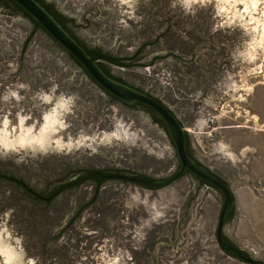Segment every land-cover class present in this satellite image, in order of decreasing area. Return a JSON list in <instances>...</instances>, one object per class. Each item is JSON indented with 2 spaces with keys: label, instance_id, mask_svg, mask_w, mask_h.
Wrapping results in <instances>:
<instances>
[{
  "label": "rangeland",
  "instance_id": "1",
  "mask_svg": "<svg viewBox=\"0 0 264 264\" xmlns=\"http://www.w3.org/2000/svg\"><path fill=\"white\" fill-rule=\"evenodd\" d=\"M47 1L75 20V33L89 47L110 55H133L155 40L156 26L147 39L139 32L142 23L162 17L184 40L205 25L209 41L225 46L195 50L198 77L178 72L187 66L168 56L163 39L144 49L150 55L137 65L109 71L196 131L193 138L187 133L194 157L235 198L225 237L264 261V0ZM34 28L25 17L0 13V242L21 264H243L216 244L220 193L189 176L161 190L107 182L102 192L119 204H110L118 206L102 225L89 224L98 217L83 210L80 221L62 229L91 196L89 183L51 205L24 196L13 178L47 194L84 170L157 180L178 169L152 114L110 101ZM49 116L57 120L41 146L34 139L45 133ZM0 264L12 263L0 253Z\"/></svg>",
  "mask_w": 264,
  "mask_h": 264
},
{
  "label": "water",
  "instance_id": "2",
  "mask_svg": "<svg viewBox=\"0 0 264 264\" xmlns=\"http://www.w3.org/2000/svg\"><path fill=\"white\" fill-rule=\"evenodd\" d=\"M11 1L19 6L23 13L35 21L41 30L50 36L53 41L69 53L70 56L79 63L87 76L104 91L103 93L114 97L126 106L139 104L153 111L156 116L160 118L165 127L166 134L168 135L169 141L174 148L175 156L178 162V169L175 172L157 180L138 177L137 174L131 173H104L102 171H94L86 175L84 174L82 177L74 181L64 183L50 197L41 196L29 188L28 191L34 197L38 198V200H43H39L38 202H44L46 200L51 201L66 188L68 189L85 183L94 176H99L103 180H119L149 189L161 190L169 187L170 185L172 186L183 177L185 172H189L192 177L217 189L222 197V206L219 210L218 222L215 228L216 244L219 250L228 256L238 259L239 262L243 264H264V261L257 260L255 257L240 249L225 237V225L229 222H233L234 220V208L236 204L235 198L233 192L231 191L232 189L225 183L224 179L211 173L207 167L198 163L189 155L190 153L187 150V133L189 132L191 138H193L195 137L196 131H190V129L185 130L172 111H170L163 104L159 103L156 98L106 75L99 67V60L91 58L86 50L83 49L73 37H71L61 24L58 23L54 17L37 2V0ZM0 13H4L1 7ZM131 108L132 110L147 112L139 107ZM159 128L161 127L158 126V137L164 138L165 134H159ZM209 191H214V189H210Z\"/></svg>",
  "mask_w": 264,
  "mask_h": 264
},
{
  "label": "trees",
  "instance_id": "3",
  "mask_svg": "<svg viewBox=\"0 0 264 264\" xmlns=\"http://www.w3.org/2000/svg\"><path fill=\"white\" fill-rule=\"evenodd\" d=\"M37 2L40 5H42L47 10V12L50 13L54 17V19L58 23L61 24V26L71 35V37H73L82 46V48L86 50V52L88 53V55L91 58L99 60V62H98L99 67L105 72L106 75L110 76L111 78H113L115 80L121 81L123 84H126V82L123 81L122 78L112 75L109 71V68L113 66V67H119L122 69H129L132 66L137 65L136 64L137 62H140L141 59L143 60L144 58H147L150 55V54H147V56L143 55V50L147 49V47L153 46L156 43L159 44L161 39H163V41H164V45H165L164 48H165V50L168 51V56H172V58L175 60L176 63H178V62L183 63L184 65L187 66V67H185L184 70L182 68L178 67L177 68L178 72H180L182 74L185 73V75H188V74L190 75L191 73L194 74V72L197 71L196 77H198L199 74H201L202 70L195 66V64H196V54H195L196 51L195 50H197L199 48H205L206 47L209 49V52L213 48L222 51L225 47L223 44H219L218 42H210L209 41V37H208L209 36L208 35L209 29L205 28V25L202 26L200 33H193L196 31V28H192L193 32H190L188 34V39L184 40V38L180 37L177 34L178 30L176 28V24L171 23V21H170L171 18L170 17H162L161 19H158V18L154 19L153 18L151 23H146V22H145L146 24L142 23V29L143 30L139 32L142 39H147L149 37V35H148L149 31H151L153 29L152 26H156L158 29H160V32L159 33L157 32L155 34L156 35L155 40L153 39L151 41L148 40L149 42H144L142 47L138 48L137 51L133 55H130L127 57L114 56V55H110V54L105 53L104 51L100 50L99 48H91L88 46V44L86 42H83V40L81 41L79 38L75 37L74 36L75 30L80 29V26L76 24L75 20L59 13V11L56 9V7L54 6L53 3L45 2L43 0H37ZM0 7L2 8V11L7 13V15H9V16L19 15V17H25L28 20H30L35 27L34 32L42 33L53 44V47L57 48L62 53L66 54L69 57L70 62H72L73 65L77 66L79 69H81L85 73V71L81 68L79 63L73 57H71L69 53H67L63 48H61V46L59 44H57L55 41H53V39L50 36H48L45 32H43L41 30V28L36 24L35 21H33L25 13H23L22 10L19 8V6H17L11 0H0ZM32 37H33V34L31 36L27 37L28 41L25 43V46L23 47V50H22L23 52L26 50V48L29 45ZM174 48L179 50L181 55H183V56H179V55L175 56V54H173L171 52V50ZM187 56H188V58H186ZM155 60H156V58L154 59V62L150 61L145 65H142V66L139 65V66L140 67L153 66L155 63ZM176 66H178V65H176ZM204 70H209V68L206 66V67H204ZM91 83H93L96 87H98L94 83V81L91 80ZM136 89H138V88H136ZM139 91H141V90H139ZM141 92H143V91H141ZM146 94L150 95L149 93H146ZM106 95L111 99L110 101L117 102V103L121 104L122 106H125V107L139 106L140 108H142L145 111L152 114L154 117L153 119H154L155 123L165 130V127H164L162 121L160 120V118L158 116H156V114L153 111H151L150 109L145 108L139 104L126 106V105L122 104L120 101H118L117 99H115L114 97H112L108 94H106ZM156 100L159 103H161L160 100H158V99H156ZM187 150L190 153L189 155L198 162V160L193 155L194 151L192 150L190 142L188 139H187ZM94 171H96V170H88V171L84 170V174L86 175V174H89V173L94 172ZM83 175H81L80 177H82ZM184 176H189L190 178L196 180L202 186L210 188V189H214V191H217V189H215L209 185H206V183H203L200 180L192 177L189 174V172H185L183 177ZM138 177L152 179V178L145 177V176H138ZM108 181H119V180H103L99 176H94V177L90 178L85 183H82V184L77 185V186H73V187L68 188V189L66 188L57 197H55L53 200H51L50 202L44 201V203L51 205L52 203H55L58 199H60L66 193V191L68 192L71 189H75V188H78L80 186H83V185L89 183L91 185L92 194L88 198V201L85 202V204H81L79 206L81 209L77 212L76 215H81L83 210H89L92 215H94V214L97 215V217H98L97 219L100 222V224L102 225L103 222H105L106 217L113 215L114 208L116 206H118V205L114 206V205H110V204H119V203H116L115 201H112V199L109 198V194L106 195L107 192H104V191L102 192V190H101V187H104ZM119 182L123 183V184H131V183H126V182H122V181H119ZM132 185H135V184H132ZM135 186H137V185H135ZM59 187L60 186L56 187L55 189L48 192L47 194H40L37 192L36 193L41 195V196H44V197H47V196L50 197ZM137 187L149 189V188L142 187V186H137ZM22 190H23L24 196L32 198V201H39L40 200V199L38 200V198L34 197L30 192L26 191L24 188H22ZM44 211H46V209ZM48 211L49 210H47V212ZM56 238H58V236H56ZM56 238L54 237L51 239V241L50 240L46 241V244L49 245L50 243L54 242V240ZM47 242H49V243H47Z\"/></svg>",
  "mask_w": 264,
  "mask_h": 264
},
{
  "label": "bare ground",
  "instance_id": "4",
  "mask_svg": "<svg viewBox=\"0 0 264 264\" xmlns=\"http://www.w3.org/2000/svg\"><path fill=\"white\" fill-rule=\"evenodd\" d=\"M57 117V116H56ZM57 120V118H56ZM54 117L49 116L46 120V127H45V133H43L42 135H40V137L34 139V141H37V144L40 143L41 146L44 145V141L43 139L46 137V134L49 133L48 130L52 129L53 126L55 125L56 122ZM43 131V130H42ZM23 132V131H22ZM25 132V131H24ZM24 134V133H23ZM41 134V133H40ZM28 135V134H27ZM32 135V134H30ZM6 136V134H5ZM39 136V135H38ZM28 137V136H27ZM26 137V138H27ZM49 137V136H48ZM6 137H4L5 139ZM18 140V138L16 139V141ZM20 140H22V138H20ZM46 140V139H45ZM13 141V140H12ZM48 141V140H47ZM20 143V142H19ZM33 144V143H32ZM18 145V144H17ZM12 146V145H10ZM40 146V147H41ZM5 147V146H4ZM0 253H2V255L5 256L7 262L12 263V264H21L19 261V256L14 252L13 248L7 244L1 243L0 242Z\"/></svg>",
  "mask_w": 264,
  "mask_h": 264
},
{
  "label": "flooded vegetation",
  "instance_id": "5",
  "mask_svg": "<svg viewBox=\"0 0 264 264\" xmlns=\"http://www.w3.org/2000/svg\"><path fill=\"white\" fill-rule=\"evenodd\" d=\"M43 1H45V2H48L47 0H43ZM55 7H56V9H57V6L56 5H54ZM58 10V9H57ZM74 36L75 37H77V38H79L78 37V35L75 33L74 34ZM80 39V38H79ZM81 40V39H80ZM82 41V40H81ZM83 42H85V41H83ZM82 73L84 74V76L87 78V80H90L89 79V77L87 76V74L86 73H84L83 71H82ZM91 81V80H90ZM104 92V91H103ZM105 94V93H104ZM122 106V105H121ZM136 107H139V106H136ZM140 108V107H139ZM142 109V108H141ZM144 110V109H143ZM163 129V128H162ZM164 130V129H163ZM164 133H165V137H166V140H169V138H168V135L166 134V131L164 130ZM105 173V172H104ZM106 173H118V172H106ZM171 174V173H170ZM169 175V174H168ZM168 175H166V176H168ZM166 176H164V177H166ZM164 177H162V178H164ZM76 179H78V178H74L73 180H71V181H74V180H76ZM13 180L15 181V183H16V185H18V187L20 188V189H22V188H24L26 191H28V189L30 188V189H32V187H30V186H28V184H25L23 181H21V180H18V179H15V178H13ZM71 181H69V182H71ZM69 182H67V183H69ZM80 185V184H79ZM32 191H34L33 189H32ZM29 192V191H28ZM34 192H36V191H34ZM41 201H43V200H41ZM46 201H49V200H46ZM50 202V201H49ZM83 216L82 215H72L70 218H69V220H67L66 221V223H65V225H64V227L62 228V229H64V228H66V229H68L73 223H75V222H78V221H80V219L82 218ZM87 222H89V224H100V222L98 221V219H96V218H94L93 219V221H91L90 219H88L87 220ZM92 228H96V229H98L99 228V226H96V227H94V226H92ZM61 229V230H62ZM228 240V239H227Z\"/></svg>",
  "mask_w": 264,
  "mask_h": 264
}]
</instances>
